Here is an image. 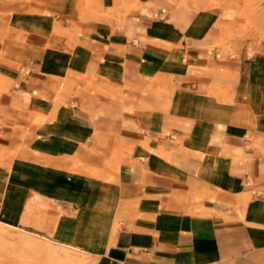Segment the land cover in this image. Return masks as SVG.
I'll use <instances>...</instances> for the list:
<instances>
[{
	"label": "crops",
	"instance_id": "1",
	"mask_svg": "<svg viewBox=\"0 0 264 264\" xmlns=\"http://www.w3.org/2000/svg\"><path fill=\"white\" fill-rule=\"evenodd\" d=\"M212 22L142 0L124 13L108 50L95 51L93 36L79 40L77 57L98 60L96 86L113 100L117 139L133 149L124 157L96 125L102 103L57 93L55 76L68 69L60 59L71 57L65 37L21 30L15 70L0 43V73L12 78L0 91V210L43 232L53 208V237L97 244L99 264H264V141L186 121L178 110L187 97L169 89L131 92L138 67L145 88L172 82L183 90L240 68L241 57L218 54L205 34ZM123 203L138 206L118 209ZM117 213L124 220L111 232Z\"/></svg>",
	"mask_w": 264,
	"mask_h": 264
},
{
	"label": "rangeland",
	"instance_id": "2",
	"mask_svg": "<svg viewBox=\"0 0 264 264\" xmlns=\"http://www.w3.org/2000/svg\"><path fill=\"white\" fill-rule=\"evenodd\" d=\"M4 1L18 5L12 7L8 4L7 7L0 8V18L5 22L0 28V43L8 47L12 42L17 49L19 32L23 29L65 37L68 55L71 57L60 59L62 64L67 63L68 69L65 67L60 72L62 74L55 76L57 93L68 94L73 98H80L81 101L95 99L102 103L104 106L93 112L96 125L119 142L121 154H131L133 149L117 139V113L107 106L112 105L113 100L97 89L99 75L95 64L98 60L83 63L76 52L82 48L79 40L88 35L98 41L95 42V51L108 50L112 46L111 42L119 39L120 22L124 13L129 8L138 7L142 0H109V4H104L101 0ZM151 1L163 14L179 5L191 9L193 14L209 17L213 22L205 34L214 40V47L220 50L218 54L222 52L234 58L241 57L240 68L221 74L212 84L198 88L192 86L186 90L172 82L159 86L175 92L178 96L187 97L184 107L178 110L185 113L182 118L192 124L222 126L247 140L264 141V0ZM67 2L73 4V8L62 10L61 4ZM91 7L96 9H90ZM16 16L19 18L17 21ZM25 19H29L30 23L38 19V25L26 27ZM98 27L103 28L101 35L97 31ZM4 32L9 33L10 38L4 37ZM103 41H106L105 46L101 43ZM124 47L122 43L121 51ZM20 54L17 50L6 59L5 64L10 70H15L20 63ZM137 70L135 80L138 84L131 90L134 94L143 90L149 81L147 76L140 74L139 67ZM11 83V77L0 73V85L8 87ZM31 121L34 122V119ZM176 144L183 146L180 140L175 141ZM157 147L161 148V145ZM123 154L122 157L125 156ZM114 173L112 170L106 175V182L111 185L115 184ZM119 188L124 195L123 187ZM107 189L113 191L111 187ZM137 206L123 203L121 206L118 204V209H136ZM60 210L61 208L54 206V213L59 214ZM122 220L124 218L120 213L113 216L109 227L111 232ZM53 225V208L43 232L10 219L8 212L0 210V264H99L104 258L97 244L65 243L57 240L53 237Z\"/></svg>",
	"mask_w": 264,
	"mask_h": 264
},
{
	"label": "bare ground",
	"instance_id": "3",
	"mask_svg": "<svg viewBox=\"0 0 264 264\" xmlns=\"http://www.w3.org/2000/svg\"><path fill=\"white\" fill-rule=\"evenodd\" d=\"M8 4H10V6H14V7H16V4L17 3H13V2H7V1H4V0H2V1H0V8H5V7H7L8 6ZM18 5V4H17ZM21 5V4H20ZM19 18L16 16L15 17V20L17 21ZM3 25H5V22L0 18V28L1 27H3ZM57 29H55V31H56ZM10 34L9 33H7V32H4V37H9L10 38ZM14 45L12 44V42L8 45V48H7V50H6V53H5V56H9V55H11V54H13V52H14ZM159 86L160 85H149V86H147L146 88H144V90H146V91H155L156 89H159ZM4 89V87L2 86V85H0V91L1 90H3ZM121 149L119 148V146L118 145H114L113 146V151L115 152V151H120Z\"/></svg>",
	"mask_w": 264,
	"mask_h": 264
}]
</instances>
